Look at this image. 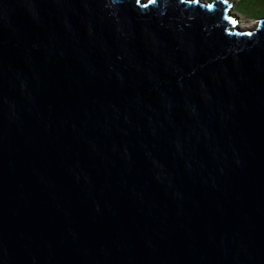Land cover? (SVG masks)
<instances>
[{"label": "water", "instance_id": "95a60500", "mask_svg": "<svg viewBox=\"0 0 264 264\" xmlns=\"http://www.w3.org/2000/svg\"><path fill=\"white\" fill-rule=\"evenodd\" d=\"M230 0H0V264H264V18Z\"/></svg>", "mask_w": 264, "mask_h": 264}, {"label": "trees", "instance_id": "16d2710c", "mask_svg": "<svg viewBox=\"0 0 264 264\" xmlns=\"http://www.w3.org/2000/svg\"><path fill=\"white\" fill-rule=\"evenodd\" d=\"M236 5H238V8H236ZM236 5L234 9L249 17L261 18L264 16V12H260V5H264V0H238Z\"/></svg>", "mask_w": 264, "mask_h": 264}, {"label": "rangeland", "instance_id": "374dc122", "mask_svg": "<svg viewBox=\"0 0 264 264\" xmlns=\"http://www.w3.org/2000/svg\"><path fill=\"white\" fill-rule=\"evenodd\" d=\"M233 3V8L230 9V12L234 14L237 18V24L241 28H254L257 24V19L256 17H249L248 15H244L243 13L237 11L234 9V6L238 3V0H232ZM236 8H238V5H236ZM261 13L264 12V5H260ZM259 10V9H258ZM264 18V16L262 17Z\"/></svg>", "mask_w": 264, "mask_h": 264}, {"label": "clouds", "instance_id": "9594fccd", "mask_svg": "<svg viewBox=\"0 0 264 264\" xmlns=\"http://www.w3.org/2000/svg\"><path fill=\"white\" fill-rule=\"evenodd\" d=\"M231 1H232V0H230V2H231ZM231 3H232V2H231ZM231 8H233V3H232V7H231ZM231 8H230V9H231ZM230 9H229V10H230ZM237 25H238V24H237Z\"/></svg>", "mask_w": 264, "mask_h": 264}, {"label": "bare ground", "instance_id": "6f19581e", "mask_svg": "<svg viewBox=\"0 0 264 264\" xmlns=\"http://www.w3.org/2000/svg\"><path fill=\"white\" fill-rule=\"evenodd\" d=\"M247 27H245L244 29H246Z\"/></svg>", "mask_w": 264, "mask_h": 264}]
</instances>
